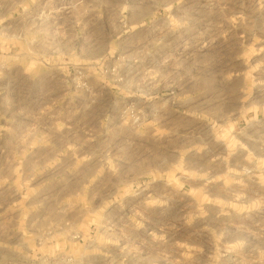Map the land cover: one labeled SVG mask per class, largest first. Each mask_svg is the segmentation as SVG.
Returning a JSON list of instances; mask_svg holds the SVG:
<instances>
[{"label": "rangeland", "instance_id": "obj_1", "mask_svg": "<svg viewBox=\"0 0 264 264\" xmlns=\"http://www.w3.org/2000/svg\"><path fill=\"white\" fill-rule=\"evenodd\" d=\"M0 264H264V0H0Z\"/></svg>", "mask_w": 264, "mask_h": 264}]
</instances>
